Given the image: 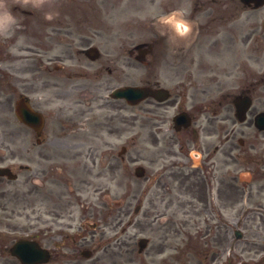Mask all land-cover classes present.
I'll return each mask as SVG.
<instances>
[{"label": "rangeland", "instance_id": "1", "mask_svg": "<svg viewBox=\"0 0 264 264\" xmlns=\"http://www.w3.org/2000/svg\"><path fill=\"white\" fill-rule=\"evenodd\" d=\"M9 1L6 0L11 8L14 1ZM21 1H27V10L38 14V23L42 21V13L48 12L47 22L63 27L64 32L55 35L56 43L49 46L48 55H60L73 43L71 57L68 54L70 59L58 63L65 68L63 78L68 73L76 76L74 79L86 74L80 81L86 86L88 69L85 65L88 61L75 52L78 45L80 48L97 46L101 51L100 61L126 56V78L124 81L116 78L113 83L141 85L146 76L143 67L128 52L135 45L152 42L157 24L167 38L160 46L168 52L171 43L185 40L186 34L173 21L177 20L178 13L165 17L164 11L169 4L174 10L171 12H188L194 8V1L182 5L178 1L161 0L159 7L156 1L152 3L151 0ZM237 9L250 12L240 2ZM253 19L255 24H261L264 6L254 12ZM30 32H27V45H30L31 52H27V61H14L10 46L0 43V156L4 157L0 166L12 167L17 174L16 181L0 180V264H18L5 249L23 238L37 240L51 252L48 264L253 263L242 249L252 242L264 244V240H252L242 223L252 215L264 216V208L255 209L249 204L248 190L240 183L248 180V175L240 174L242 180L236 178L241 167L247 171V163H235V151H225L205 162L196 158L188 162L184 142H170L171 131L167 123L159 128L153 127L156 137L151 136L150 130L141 128L140 118L145 115L141 105L127 106L125 111L118 112L111 121L112 132L109 135L98 131L105 111L98 112L99 117L95 112L91 113V120L96 122L92 137L82 136L84 128H76L78 139L87 142L84 146L79 145L77 151L84 153L91 146L92 155L62 162L73 163L77 167L73 174L65 172L64 167L62 175L56 177L57 184L63 183V186L53 185L49 192L50 186H43L44 178L40 174L27 182V127L16 120L14 102L20 94L27 96V90L31 91L29 97L34 104L47 96L39 87L43 79L41 58L44 59L42 50L46 46L41 42L44 38H40L39 33L32 36ZM32 44L36 47L33 48ZM19 54L23 56L24 53ZM155 55L160 57L161 53L156 52ZM219 65L228 66L239 75L235 79L230 76L229 69L223 67L226 75L222 78L227 80H223L225 96L246 83L247 75L243 76L246 64H240L236 69L232 68L233 63ZM163 68L167 70L169 66ZM146 69L154 71L147 66ZM154 72H158V68ZM175 72H186L184 65L177 66ZM147 77L152 80V77ZM29 81L31 84L27 83ZM159 82L170 89L172 100L180 98L184 101L183 95L175 97L176 85L173 82L163 79ZM96 117L99 119L95 120ZM245 126L235 127L246 132ZM227 127H230V121L224 122V128ZM48 128L52 129V125ZM28 135L31 136V157L34 160L30 168L38 170L39 153L45 149L56 153L60 149L50 143L38 147L34 142L35 135ZM177 137L183 139L181 134ZM239 137L241 135L237 134L235 146ZM121 148H126L125 153H120ZM69 149L71 147L65 146L61 151L68 152ZM12 150L14 156H11ZM138 165L145 168L143 178L134 176V168ZM19 166L26 169L20 170ZM77 180L86 181L78 190L75 189ZM137 206L140 210L135 213ZM237 221L239 225H236ZM93 225L95 229L91 228ZM236 229L242 233L241 239L234 237ZM140 238L148 240L141 254L137 247ZM83 250H90L91 258H83L80 255Z\"/></svg>", "mask_w": 264, "mask_h": 264}, {"label": "flooded vegetation", "instance_id": "2", "mask_svg": "<svg viewBox=\"0 0 264 264\" xmlns=\"http://www.w3.org/2000/svg\"><path fill=\"white\" fill-rule=\"evenodd\" d=\"M151 1H156L158 7L161 5V0ZM166 1H178L182 5L185 3L187 5L189 1L195 2L194 5L192 4L194 6L192 10L176 12L179 13L180 17L178 20H173L176 24L186 25L187 39L182 42H172L171 46L168 47V52L162 50L160 44L167 38L157 24V30L151 43L153 46L152 56L140 57L138 62L146 75L141 86L157 90L165 87L160 84V79L173 82L174 86L176 85L175 96L183 95L184 101L182 102L180 98H174L173 101H170V98L165 102H157L152 98L145 99L138 105H141L140 108L145 114L140 118V126L150 130L151 136L156 137L155 132H152L153 127L159 128L168 122L171 130L170 142H178L176 136L183 133L184 149L188 156V162H191V158L193 159V153L197 155L194 158H199L202 162L217 158L225 152L223 135H226L227 141H232L237 131L233 128H227L224 132L223 122L227 116L223 115V101L220 98L222 94L217 93L214 95V99L210 98L213 96L210 95L212 91H221L220 87L223 85V81L219 76L223 73L219 72L218 68L205 64L233 63L235 69L239 68L240 64H246L243 76L247 75V81L236 87V94L249 97L248 126L253 134L248 141L247 151L244 141H240L242 144L237 147L235 158L236 160L248 161L249 164V203L252 204L253 208H264V131L257 130L255 126L257 117L264 114V28L262 24H255L253 18L256 10L252 8L253 4L245 5L250 8L247 9L250 12L238 10L237 4L239 2L243 4L246 0H226L230 1L229 6L224 4V0ZM170 6L171 4L164 11L165 15L174 13L171 12L174 10L170 9ZM223 6L226 7L223 8ZM51 29L52 33L64 31L62 26H56V28L51 26ZM45 38L51 41L53 37L45 35ZM146 45L147 43L143 47ZM175 49L178 50L175 51ZM81 51L83 50H80V53H83ZM156 52L161 53V56L155 55ZM66 54L68 51L57 56H48L47 50L43 52L45 57L42 63L44 72L39 87L47 96H43L41 101L35 104L30 100L32 107L42 113L44 125L40 136H37L27 126V182L29 178L30 181H33V177L40 174L44 178L42 179L43 186H50L47 189L49 192L52 191L51 186L53 185L54 187L63 186V183L57 184L58 179L56 177L62 175L64 167L65 172L70 174H73L77 169L73 163L68 165L62 163L63 161L73 162L81 156L92 155L91 146H88L84 153L77 151L79 145L84 146L87 142L78 139L80 136L77 135L76 128H84L82 136L92 137L96 122L91 120V113L95 112L99 117L98 112L105 111L101 128L98 131L99 133L106 132L109 135L112 132L111 121L117 117L118 112L120 114L127 108V103L124 100L110 98L111 90L121 86L118 83H113V81L116 78L124 81L126 78L125 70L128 59L126 56H114L104 61L90 62L85 65L88 69L86 86L85 83L80 82L86 74H80L77 79H74L76 76L73 74L70 79L66 78V80L59 77L58 72H62L63 67H59L56 62L68 59ZM191 63L204 65L206 70L204 79L192 80L190 72H175L177 66L185 64L190 66ZM165 65L169 66V69L164 70ZM146 66L154 69V71L158 68V72H150ZM233 74L237 79L239 78L238 73ZM147 76L152 77V80ZM177 78L180 79L176 82ZM194 81L196 82L193 84ZM27 83L31 84V81ZM111 83L115 86L113 87ZM88 86L89 89H86ZM30 94L31 91L27 90V96ZM169 108L173 109L171 116L167 114ZM178 113H185L186 119L189 120L188 127L180 131H176L170 122V119ZM78 117L86 118V120L81 121ZM98 117L95 120L99 119ZM50 124L52 129L48 128ZM104 127L107 129H103ZM114 130L117 131L115 126ZM28 133L35 135L36 146L43 147L50 143L53 146L57 145V148L60 149L56 153L47 152L46 149L39 153L37 155L40 166L38 170L37 168H30L34 165V160L31 157V136ZM258 139L260 142H256ZM261 142L262 147L257 148V144L261 145ZM65 146L71 147V149L68 152L61 151ZM228 146L231 152L233 145ZM10 153L11 156L15 155L14 150ZM0 160H4V157L0 156ZM19 168L26 169L23 166ZM256 173L260 174L259 178L256 177ZM3 179L0 178V180ZM84 183L86 181L77 180L75 189H80ZM259 200L261 202H258ZM236 225H239V221ZM242 225L249 232L252 240H264V216L252 215ZM244 247L242 251L249 254L248 260L254 261L249 264H264V244L262 242H252ZM5 252L17 262L14 257H11L8 249H5ZM238 264L242 263L239 262Z\"/></svg>", "mask_w": 264, "mask_h": 264}, {"label": "water", "instance_id": "3", "mask_svg": "<svg viewBox=\"0 0 264 264\" xmlns=\"http://www.w3.org/2000/svg\"><path fill=\"white\" fill-rule=\"evenodd\" d=\"M264 25V23H263ZM147 95H152L158 100H161L162 95H164L161 91L160 92H153L147 88H139V87H123L121 89H117L113 92V96L117 98H124L128 101L129 104H135L142 100L143 98L147 97ZM245 106V102L241 104V109ZM246 109L241 110L238 108V112L243 115ZM16 116L19 121L22 123L30 124L39 131V125L41 121V117L32 111L27 103V101H23L22 99L16 103ZM243 119V116L240 118ZM38 124V127L35 126ZM135 173L137 176L142 175V171L140 168H136ZM6 175L9 179H14V176L10 173L8 169H1L0 168V176ZM146 244V240H141L139 242L140 247H144ZM10 252L13 256L17 257L21 264H41L46 263L49 260V253L46 250L41 249L35 242L21 240L18 241L13 245L10 249ZM84 256H88V253H83Z\"/></svg>", "mask_w": 264, "mask_h": 264}, {"label": "clouds", "instance_id": "4", "mask_svg": "<svg viewBox=\"0 0 264 264\" xmlns=\"http://www.w3.org/2000/svg\"><path fill=\"white\" fill-rule=\"evenodd\" d=\"M0 14H2L6 20L15 19V16L6 0H0Z\"/></svg>", "mask_w": 264, "mask_h": 264}]
</instances>
